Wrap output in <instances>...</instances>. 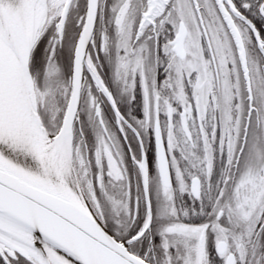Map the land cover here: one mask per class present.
<instances>
[{
  "label": "snow or ice",
  "instance_id": "snow-or-ice-1",
  "mask_svg": "<svg viewBox=\"0 0 264 264\" xmlns=\"http://www.w3.org/2000/svg\"><path fill=\"white\" fill-rule=\"evenodd\" d=\"M0 264H264V0H0Z\"/></svg>",
  "mask_w": 264,
  "mask_h": 264
},
{
  "label": "rangeland",
  "instance_id": "rangeland-1",
  "mask_svg": "<svg viewBox=\"0 0 264 264\" xmlns=\"http://www.w3.org/2000/svg\"><path fill=\"white\" fill-rule=\"evenodd\" d=\"M128 107H130V105H128L126 102L124 104V108L127 109ZM133 111H135V108H133Z\"/></svg>",
  "mask_w": 264,
  "mask_h": 264
},
{
  "label": "flooded vegetation",
  "instance_id": "flooded-vegetation-1",
  "mask_svg": "<svg viewBox=\"0 0 264 264\" xmlns=\"http://www.w3.org/2000/svg\"><path fill=\"white\" fill-rule=\"evenodd\" d=\"M135 112V111H134ZM156 239L158 240L159 238L158 237H156Z\"/></svg>",
  "mask_w": 264,
  "mask_h": 264
}]
</instances>
